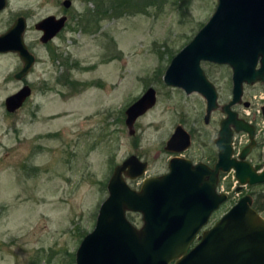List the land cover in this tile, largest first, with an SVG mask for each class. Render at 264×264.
<instances>
[{
    "label": "rangeland",
    "instance_id": "374dc122",
    "mask_svg": "<svg viewBox=\"0 0 264 264\" xmlns=\"http://www.w3.org/2000/svg\"><path fill=\"white\" fill-rule=\"evenodd\" d=\"M8 1L0 12V34L25 17L24 40L37 60L19 80V54L0 53V264H77V250L96 226L117 165L131 155L148 162L143 176H125L139 190L146 178L169 172L165 146L178 125L208 129L214 136V124L205 127L200 120L203 99L169 87L164 75L218 2L156 0L120 8V0H69L70 7L66 0ZM50 15H66L68 21L45 43L36 25ZM204 68L226 101L228 67L206 63ZM26 85L31 96L15 112L8 111L6 99ZM151 86L157 102L131 135L126 110ZM261 95L259 85L248 89L252 106L240 110L249 119L257 114L264 127ZM195 133L197 148L203 139ZM191 154L203 157L194 148ZM239 186L233 172L222 178L218 191L229 198L210 224L245 195H253L264 217V184ZM128 218L138 222L142 215L129 212Z\"/></svg>",
    "mask_w": 264,
    "mask_h": 264
},
{
    "label": "water",
    "instance_id": "95a60500",
    "mask_svg": "<svg viewBox=\"0 0 264 264\" xmlns=\"http://www.w3.org/2000/svg\"><path fill=\"white\" fill-rule=\"evenodd\" d=\"M208 22L193 40L176 55L168 67L167 85L185 88L188 93L200 90L208 100L209 112L218 106V94L205 77L202 61L228 64L233 69V100L224 107L229 117L222 121L219 137V160L214 168L204 162L174 157L169 172L146 178L140 189L126 180L141 177L148 163L131 155L117 165L109 183L108 197L102 203L94 230L88 233L76 253L77 264H264V217L253 206L251 195L242 197L213 227L206 229L199 242L191 247L197 234L212 214L229 196L219 192L221 172L235 170L240 184H264V170L257 172L244 161L256 144L254 126L237 117L230 109L241 100L244 83H264V0H217ZM0 0V12L8 6ZM70 7L71 1L64 2ZM65 25V18L49 16L36 27L44 33L43 42L51 40ZM26 18L21 16L0 34V53H18L22 69L15 74L23 79L33 68L36 57L24 40ZM32 94L29 85L9 96L5 105L15 112ZM157 102L156 90L149 88L126 110L129 133L135 123ZM249 106V103H245ZM247 132L250 143L233 157L232 135ZM190 136L178 126L166 149L182 152ZM142 215L143 226L135 227L128 213Z\"/></svg>",
    "mask_w": 264,
    "mask_h": 264
},
{
    "label": "flooded vegetation",
    "instance_id": "af4514ba",
    "mask_svg": "<svg viewBox=\"0 0 264 264\" xmlns=\"http://www.w3.org/2000/svg\"><path fill=\"white\" fill-rule=\"evenodd\" d=\"M63 4H64V2H63ZM50 16H53L56 19L59 18V17H56L55 15H50ZM60 17L61 18H65V21L66 22L68 21V17L66 15L60 16ZM61 31L62 30H60V32ZM41 32H42V34L44 33L42 30H41ZM58 34H59V32L50 41L52 42L57 37ZM206 63H212V64H218V63H214V62H210V61H202L201 62V67L204 70L205 77L207 78L209 84L213 86V88L216 90V92L218 94V100H217L218 101V106H217L216 109H214V110H212V111L209 112L208 100H207L205 94L202 93L200 90H195V91H193L191 93H188L186 91V89L185 88H182V87H176V86H170V85H169V87L175 88V89H178V90H181L184 93H186L187 95L197 94V95L200 96L201 99H203V106H202L203 113L200 116V120L202 121V123H204V126L205 127L210 126L212 123L214 124V126H213V134H214V136L211 137L210 131L208 129L201 130V128L199 127V128H194L191 131H188L185 128V130L188 132V134L190 136V144H189V146L185 150H183L182 152H172V151L167 150L166 149L167 142L169 141V139L171 138V136L174 134V132H175L174 131L171 134V136L168 139V141L166 142L165 149H166V151H168L170 153V159H172L174 157H181V158L189 159V160H191L195 164L204 162L209 167L214 168L215 165H216V163L219 160V147H218V144H217L216 140L219 137V133H220V130H221L222 121H224L225 119H227L229 117V114L227 112H225L224 107L233 100V95H234V81H233V69H232V67L230 65H228V64H218V65H224V66L228 67V69H229L228 70V79H229V84L231 86L230 97L226 101L222 102L221 101V91L218 88L217 83L215 82V80H213L211 78L210 74H208L206 72L205 68H204V66L206 65ZM78 83H79V81H77V80H70L69 81V84H71V85H74L75 84V86ZM257 85H259L260 87H263L264 88V83H262V82H258V83L252 84V85H249L248 83H244V85H243V93H242V96H241V100L239 102H237L236 104H234L233 106H231L230 109L232 111H235L237 113V117L239 119H243L246 122H248L249 124H251V125L254 126L256 144L251 148L249 154L247 155V157L245 158L244 161L250 162L251 163V166L254 169H256L258 166H260V168L257 169V172L260 173V172H262L264 170V139H262V140L260 139V135H261L262 130L264 131V127L261 126L260 124H258V119H257V116H256L257 114L255 116H253V118H250L249 119V118L243 116L242 113H241V110H240V109H242V107L248 108V107H251L252 106L251 101L247 99L246 93H247L248 89H250V88H256ZM151 87H149V88H151ZM246 102L249 103V106H246L245 105ZM262 115H263L262 116L263 118H261V120L264 119V108L262 110ZM178 126H181L182 127V124L181 125H178ZM195 132H198L200 134L199 137H202V139H203L201 142H199L197 144V148H196V146L195 147L193 146V145L196 144V141H195V138H194L196 136V133ZM135 134H136V129H135V133L133 135H135ZM243 134L245 135V137H246L247 140H246L245 144L243 145V147L241 149V152L239 154H237L236 153V150H235V146H234L235 145V141H236V137L238 135L240 136V135H243ZM250 141H251L250 140V136H249V134L247 132H244V131L234 132L233 135H232L233 157H235V158H237V159L240 160V155L242 154L243 149L245 147H247V145L250 143ZM193 148L195 149V151H198L199 153H201L203 155V157L200 158V159H197L196 158L197 156H195V154H191V150H193ZM143 161L144 162H147L146 160H143ZM168 168H169V161H168ZM226 174H228V172L227 173L221 172V174H220V182H219V185H218V189H219V186L221 184L222 178ZM259 185H262V184H259ZM245 186H250V185H245ZM245 186H243V187H245ZM250 187H252V186H250ZM253 206H254V198H253ZM131 222L137 228H141L143 226V219L142 218L138 220L139 223L138 222H134L132 220H131ZM216 222L210 224V220H209L208 223L210 225L207 224L205 227H203V229L197 234V237H196L195 241L193 242V244L191 245V247L195 246L200 241L199 240V237L202 234V232L204 230H206V229H209V228L213 227Z\"/></svg>",
    "mask_w": 264,
    "mask_h": 264
},
{
    "label": "trees",
    "instance_id": "16d2710c",
    "mask_svg": "<svg viewBox=\"0 0 264 264\" xmlns=\"http://www.w3.org/2000/svg\"><path fill=\"white\" fill-rule=\"evenodd\" d=\"M149 1H150V3L156 2V0H147V1L146 0H120V2L118 4H119L120 8H123L126 5H131V6H133V8H139V6H141L144 3L149 2ZM104 14H106V11H104ZM254 207L258 211H260V207L256 206V204L254 205Z\"/></svg>",
    "mask_w": 264,
    "mask_h": 264
},
{
    "label": "built area",
    "instance_id": "2783aa9c",
    "mask_svg": "<svg viewBox=\"0 0 264 264\" xmlns=\"http://www.w3.org/2000/svg\"><path fill=\"white\" fill-rule=\"evenodd\" d=\"M261 96L263 97L264 95H261ZM263 107H264V100H262V104L260 105L261 110H262ZM246 140L247 139H246L244 134L240 135V136L238 135L236 137V141H235V145L234 146H235V150H236L237 154H239L241 152V149H242L243 145L245 144Z\"/></svg>",
    "mask_w": 264,
    "mask_h": 264
}]
</instances>
